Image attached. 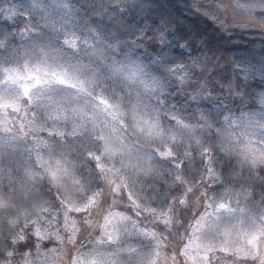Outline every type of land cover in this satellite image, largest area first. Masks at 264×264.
Listing matches in <instances>:
<instances>
[{
    "label": "clouds",
    "instance_id": "1",
    "mask_svg": "<svg viewBox=\"0 0 264 264\" xmlns=\"http://www.w3.org/2000/svg\"><path fill=\"white\" fill-rule=\"evenodd\" d=\"M114 203L160 264H192L193 235L211 264H261L264 0H0V264H151L131 225L102 238Z\"/></svg>",
    "mask_w": 264,
    "mask_h": 264
},
{
    "label": "snow or ice",
    "instance_id": "2",
    "mask_svg": "<svg viewBox=\"0 0 264 264\" xmlns=\"http://www.w3.org/2000/svg\"><path fill=\"white\" fill-rule=\"evenodd\" d=\"M16 15V9L10 8L8 10V16L13 17ZM54 75V78L59 81L61 84H68L69 81L65 80L63 77L59 75ZM8 79H13V76H9ZM15 79H34L36 84L41 83V79L38 75H35L32 72H29L26 77L21 76L19 73H15ZM22 88L24 89L25 96L28 95V90L30 88V85L23 84ZM53 105V119H59L60 116L63 113V109L60 106V104L56 101L51 102ZM99 104L107 107V101H105L103 98L99 99ZM5 106L16 108L15 102H8ZM74 111L79 112L81 117L84 116V113L80 109H74ZM118 147L112 144H109L107 146L108 152H115L118 151ZM163 155H166L163 154ZM220 207H224V205H221ZM162 212L163 210H158ZM129 226L131 225V231L133 232H140L141 234L152 238L156 241V247L152 250V254L150 257L151 264H160V260L163 259L160 255V239H158L155 234L152 231H145L144 229H140L138 225L133 222L118 206V204L114 203L112 206L108 208L106 211L104 218L102 222L98 225L99 231L101 233L102 238L107 239L109 241L115 240L118 236V231L121 226ZM215 220H213L211 217H208L206 219L201 220L198 222V224L193 228L194 234L200 231H203L205 229H213L217 227ZM226 233L230 232L231 229H225ZM243 235H247L249 244L255 246V242L257 240V233L251 232V233H242ZM184 249H181L180 254L185 255L188 260L192 262V264H199L200 261H203L204 264H211L212 261V250L211 249H205V246L202 245L199 242V239L196 235H193L192 238H190V241L185 245ZM130 254L134 253V249L129 246L128 249H126ZM227 251V250H225ZM113 256V253L110 252H104L101 251L99 248L94 249L92 252L88 254V256L81 260L80 264H115L114 260L111 259ZM260 259L261 264H264V254L259 255L258 257ZM59 257L57 255V251L55 249L48 250L44 252L43 254H39L38 260L36 264H57ZM166 264V262H165Z\"/></svg>",
    "mask_w": 264,
    "mask_h": 264
}]
</instances>
